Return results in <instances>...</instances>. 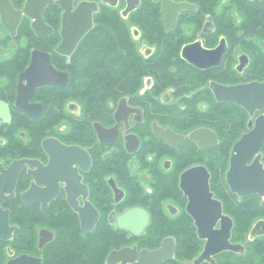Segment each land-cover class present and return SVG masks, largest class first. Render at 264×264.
Returning a JSON list of instances; mask_svg holds the SVG:
<instances>
[{"label": "flooded vegetation", "instance_id": "1", "mask_svg": "<svg viewBox=\"0 0 264 264\" xmlns=\"http://www.w3.org/2000/svg\"><path fill=\"white\" fill-rule=\"evenodd\" d=\"M263 17L264 0H0V264H155L161 248L157 264H247L264 194L228 172L264 109L216 86L264 81L247 27ZM223 43L217 64L183 55ZM45 73L57 82L33 87ZM230 223L242 247L199 259L198 225Z\"/></svg>", "mask_w": 264, "mask_h": 264}, {"label": "water", "instance_id": "2", "mask_svg": "<svg viewBox=\"0 0 264 264\" xmlns=\"http://www.w3.org/2000/svg\"><path fill=\"white\" fill-rule=\"evenodd\" d=\"M93 7H88V15H87V25L81 30L79 33H73L76 39H73L72 42L75 43L80 35H82L90 26H91V12ZM76 18L75 14H69L67 20L73 21ZM65 34V33H64ZM66 36L68 34H65ZM62 51H69L64 50ZM61 50V48H60ZM226 50V46L223 44L218 47L206 51L205 55H201V57L197 56V53H201L202 50L196 46L195 44H189L184 47L183 55L190 59L191 61L197 63L198 65L204 66L208 64H217L220 61L223 52ZM40 57V59H45L48 53L42 51H36ZM34 60H40L35 57ZM47 59V58H46ZM198 59H208V62H201ZM213 59V60H212ZM39 63L34 61L31 66V70H36L41 68ZM51 70L53 67L50 66ZM38 73V72H37ZM27 74V73H25ZM65 74V73H64ZM24 75V74H23ZM43 78L38 79L37 82H31L34 87L35 84L38 83H49V82H57V79L54 80V77L47 78V73L44 74ZM216 90L219 98H231L232 100H236L237 102L243 104L251 113H254L256 109H264V81H250L247 83L223 86H216ZM217 139V136L215 140ZM264 143V113L260 114L256 117L255 125L236 142L232 151L231 158V169L228 172V180L234 190H238L239 193H249L259 191L260 194H264V168H262V163L260 162V148ZM253 162L251 164H247V162L254 156ZM191 172V171H190ZM262 228L259 230L258 225L253 228L252 234L256 235L258 233H264V223H262ZM199 232L201 235L207 234L209 237L205 248L199 259L204 257H209L211 253H215L222 249H232L237 250L242 247L241 244L231 243L229 237L231 235L232 223L229 225H223L222 228L215 230L213 226H204L198 225ZM260 231V232H259ZM173 250L170 249L169 253L164 252V248L159 250L148 252V256H152L156 258L158 261L157 264L161 260H163L166 256L172 255ZM114 253V252H112ZM197 259V260H199ZM196 260V261H197Z\"/></svg>", "mask_w": 264, "mask_h": 264}, {"label": "rangeland", "instance_id": "3", "mask_svg": "<svg viewBox=\"0 0 264 264\" xmlns=\"http://www.w3.org/2000/svg\"><path fill=\"white\" fill-rule=\"evenodd\" d=\"M249 35H252L256 42H260L261 45L264 46V35L263 34H260L258 31H252V33H249ZM261 48L262 47L257 48V49H252V50L250 49L248 51H250L253 54V58L256 60L253 63V65L256 68H260L264 70V57L262 56L264 55V50H262ZM259 49L261 50L262 55L261 53H259ZM263 76H264V72L261 74V76H258V77L262 78ZM238 119H241V114H238ZM250 227L251 226L243 225V221L241 218L239 220V224H237L233 228V233L236 236V239L241 240V241L247 240ZM254 248H258V251L256 250L255 252ZM247 251H248V256L246 257L247 264H264V238L260 241H255L252 245H249L247 247ZM225 257H222L221 260L225 258V260L230 261V264H241L242 262L241 259L233 257L232 255H230V257H227L226 255Z\"/></svg>", "mask_w": 264, "mask_h": 264}, {"label": "trees", "instance_id": "4", "mask_svg": "<svg viewBox=\"0 0 264 264\" xmlns=\"http://www.w3.org/2000/svg\"><path fill=\"white\" fill-rule=\"evenodd\" d=\"M249 22H250V24L247 25V27L249 29L258 30V32L260 34L264 35V17L263 18H255V19L250 18ZM259 53H261V55H262V52L260 49H259ZM262 56L264 57V55H262ZM246 226H248V225H246ZM94 246H95L94 242L93 243L91 242L90 244L87 245V254L88 255H89L90 251L93 250ZM256 250L258 251V248H254L255 252H256Z\"/></svg>", "mask_w": 264, "mask_h": 264}]
</instances>
